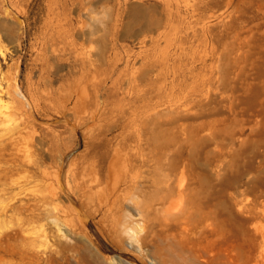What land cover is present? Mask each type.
Wrapping results in <instances>:
<instances>
[{
	"label": "bare ground",
	"instance_id": "bare-ground-1",
	"mask_svg": "<svg viewBox=\"0 0 264 264\" xmlns=\"http://www.w3.org/2000/svg\"><path fill=\"white\" fill-rule=\"evenodd\" d=\"M0 1L13 9L17 5L15 0ZM161 1V11L156 5L136 4L129 10V24H139L152 41L163 36L170 40L178 26L174 0ZM97 20L87 28L79 26L76 35L59 28L60 38H53V43L46 37L37 58L41 73L36 81L31 72L23 73L22 61L15 73L0 66V242L11 230L24 232L25 250L37 258L50 245L47 220L61 231V221H70L74 212L78 215L82 210L86 221L97 214L111 218L122 253L135 264L143 261L144 246L152 237L183 241L192 234L197 240L212 241L218 234L221 205L213 193L220 181L201 169L219 145L216 123H183L186 117L205 112L211 85L205 89L207 80L203 87L196 81L183 94L158 90L146 97L145 70L121 67L106 48L86 44L106 30ZM122 24L117 18L114 28ZM107 83L126 84L136 100L106 96ZM196 94L205 99H195ZM51 110L92 139L88 153L72 156L69 145L59 142V134L37 139L35 113ZM116 117H123L125 123L115 140L101 137L96 131H101L102 121ZM239 133L238 137L236 130L229 133L232 148L238 139L243 141L244 127ZM42 152H55L51 162ZM62 197L70 202L68 206L62 204ZM142 220L154 224L146 229ZM0 263H7L2 255Z\"/></svg>",
	"mask_w": 264,
	"mask_h": 264
},
{
	"label": "rangeland",
	"instance_id": "rangeland-1",
	"mask_svg": "<svg viewBox=\"0 0 264 264\" xmlns=\"http://www.w3.org/2000/svg\"><path fill=\"white\" fill-rule=\"evenodd\" d=\"M15 1V9L0 1V66L6 71L15 73L17 62L22 61L23 73L31 72L36 81L41 73L37 58L46 37L53 43V38H60L59 28L76 35L79 26L87 28L100 19L106 30L86 44L106 48L121 67L128 64L145 70L142 85L146 97L158 90L183 94L196 81L203 87L207 80L204 88L212 87L205 112L188 116L183 123H216L219 145L209 152L208 164L201 170L220 181L213 193L221 203L218 234L210 242L192 234L183 241L152 237L139 264H264V0H174L178 26L168 41L164 36L152 41L139 24H129L131 5H156L161 11V0ZM117 18L124 25L115 29ZM127 90L124 83H107L103 93L118 101L124 97L136 100ZM194 96L205 99L201 94ZM35 114L37 139L59 134V142L63 147L69 145L72 156L89 152L87 143L92 139L81 129H73L53 110ZM124 123L123 117L104 119L101 131L96 132L115 140ZM242 127L244 139H238L232 148L227 141L229 133L236 130L238 137ZM54 153L42 152L47 163ZM61 202L70 203L65 197ZM83 212H74L71 222L62 220L61 231L47 220L50 245L37 258L25 250V233L14 230L3 236L0 255L6 264H135L122 253L111 218L97 214L86 221ZM142 221L146 229L154 224Z\"/></svg>",
	"mask_w": 264,
	"mask_h": 264
}]
</instances>
